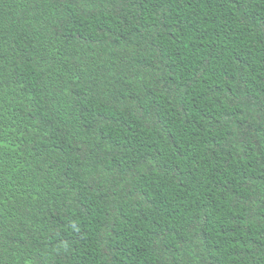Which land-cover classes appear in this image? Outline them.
<instances>
[{"label":"trees","instance_id":"16d2710c","mask_svg":"<svg viewBox=\"0 0 264 264\" xmlns=\"http://www.w3.org/2000/svg\"><path fill=\"white\" fill-rule=\"evenodd\" d=\"M0 264H264V0H0Z\"/></svg>","mask_w":264,"mask_h":264}]
</instances>
